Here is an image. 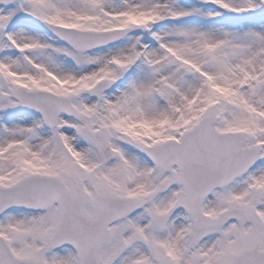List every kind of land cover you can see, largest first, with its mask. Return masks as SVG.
Segmentation results:
<instances>
[{
	"label": "snow or ice",
	"instance_id": "1",
	"mask_svg": "<svg viewBox=\"0 0 264 264\" xmlns=\"http://www.w3.org/2000/svg\"><path fill=\"white\" fill-rule=\"evenodd\" d=\"M0 264H264V0H0Z\"/></svg>",
	"mask_w": 264,
	"mask_h": 264
}]
</instances>
